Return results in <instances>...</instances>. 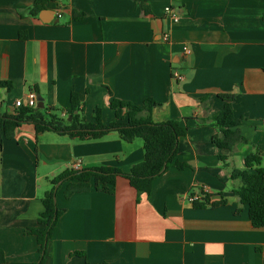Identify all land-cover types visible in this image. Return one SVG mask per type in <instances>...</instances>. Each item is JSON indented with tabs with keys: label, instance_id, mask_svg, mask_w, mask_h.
Returning a JSON list of instances; mask_svg holds the SVG:
<instances>
[{
	"label": "crops",
	"instance_id": "obj_1",
	"mask_svg": "<svg viewBox=\"0 0 264 264\" xmlns=\"http://www.w3.org/2000/svg\"><path fill=\"white\" fill-rule=\"evenodd\" d=\"M35 1L0 0V82L12 85L0 86V116L13 115L15 101L34 91L43 99L38 109L68 120L75 92L81 122H93L97 108L113 122L114 98L138 106L153 99L155 123L187 128L176 151L187 167L166 169L149 196L123 177L113 194L66 199L63 184L56 196L64 212L43 264H264V227H253L231 177L249 154L264 159V0H51L32 16ZM220 95L234 96L247 141L232 151L213 144ZM144 157L141 139L127 143L117 132L83 141L21 124L0 146L2 264H37L30 229L51 180L96 167L128 173ZM203 189L225 203L195 208L188 198Z\"/></svg>",
	"mask_w": 264,
	"mask_h": 264
},
{
	"label": "trees",
	"instance_id": "obj_2",
	"mask_svg": "<svg viewBox=\"0 0 264 264\" xmlns=\"http://www.w3.org/2000/svg\"><path fill=\"white\" fill-rule=\"evenodd\" d=\"M51 0H36L30 9L32 16L38 14L44 8L45 3ZM1 87L12 90V85L0 82ZM224 102L223 108L213 116L217 123L220 134L214 136L213 144L220 151H232L239 142H247L242 136L239 127L242 120L235 115L233 107V95H220ZM81 103L77 93L71 94V121L61 119L55 115L54 110L22 107L13 115L0 116V146L4 140H11L16 130L23 123L35 125L37 134L52 131L59 134H67L72 138L85 140H98L110 132H117L121 139L131 143L141 139L144 143V160L134 165L128 173L118 168L96 167L92 169L67 170L51 180V190L45 192L43 197L44 211L41 213L37 226L30 229L37 236L40 245L39 260L37 264H43L47 252V246L53 236L64 210L54 202L55 192L67 183L64 195L69 199L73 194L89 192L91 190L113 194L116 179L123 177L139 195H150L154 182L166 169L176 168L184 170L187 164L179 161L176 156L177 143L180 137L185 136L187 128L182 127L177 120L163 123H155L152 113L159 104L153 99H146L141 106L131 102L113 99L110 108L114 111L115 120L106 124L102 120V110H94L93 122H81L78 111ZM221 161L226 157L219 155ZM264 159L256 152L251 153L244 159L243 169H234L231 172L233 180H239L240 185L233 189L241 203L249 209V219L254 228L264 227ZM60 184V185H59ZM59 187L57 188V186ZM194 195V194H191ZM225 201L211 202L210 196L206 195L203 201L194 202L195 208H204L207 205L217 207ZM85 257L84 253H75ZM4 254L0 250V264L4 262ZM96 264V263H86ZM105 264V263H103Z\"/></svg>",
	"mask_w": 264,
	"mask_h": 264
},
{
	"label": "built area",
	"instance_id": "obj_3",
	"mask_svg": "<svg viewBox=\"0 0 264 264\" xmlns=\"http://www.w3.org/2000/svg\"><path fill=\"white\" fill-rule=\"evenodd\" d=\"M166 13L169 14L174 22L178 21L177 15L170 9L166 8ZM165 41H169L168 35L164 36ZM184 53L185 54H190V50L188 47L184 48ZM177 79L182 80L183 78L179 75H176ZM38 101H37V95L34 91H31L26 99H19L15 101V108L19 109L22 107H28V108H37ZM77 170V169H76ZM208 195L207 191L205 189L201 190L198 194L190 195L188 198V201L190 203L198 202V201H203L205 196Z\"/></svg>",
	"mask_w": 264,
	"mask_h": 264
},
{
	"label": "water",
	"instance_id": "obj_4",
	"mask_svg": "<svg viewBox=\"0 0 264 264\" xmlns=\"http://www.w3.org/2000/svg\"><path fill=\"white\" fill-rule=\"evenodd\" d=\"M42 20L45 21V19L41 18ZM37 101L39 103V105L37 106V108H41L43 109L44 108V105H43V99L39 96L37 97ZM69 121H71V116L69 117ZM58 188V187H57ZM54 202L55 204H57V196H56V192H55V196H54Z\"/></svg>",
	"mask_w": 264,
	"mask_h": 264
}]
</instances>
